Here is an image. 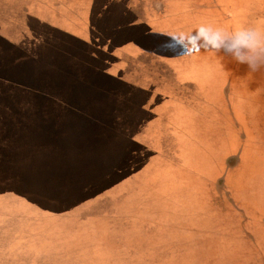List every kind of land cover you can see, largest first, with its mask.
I'll list each match as a JSON object with an SVG mask.
<instances>
[{"label": "rangeland", "instance_id": "rangeland-1", "mask_svg": "<svg viewBox=\"0 0 264 264\" xmlns=\"http://www.w3.org/2000/svg\"><path fill=\"white\" fill-rule=\"evenodd\" d=\"M26 1L0 0V264H264V66L180 39L264 30V0Z\"/></svg>", "mask_w": 264, "mask_h": 264}, {"label": "clouds", "instance_id": "clouds-1", "mask_svg": "<svg viewBox=\"0 0 264 264\" xmlns=\"http://www.w3.org/2000/svg\"><path fill=\"white\" fill-rule=\"evenodd\" d=\"M180 39L193 54L199 53L201 47L206 50H223L253 72L264 66V30L258 27H241L230 32L202 24L192 35L180 33Z\"/></svg>", "mask_w": 264, "mask_h": 264}, {"label": "crops", "instance_id": "crops-1", "mask_svg": "<svg viewBox=\"0 0 264 264\" xmlns=\"http://www.w3.org/2000/svg\"><path fill=\"white\" fill-rule=\"evenodd\" d=\"M27 1H28V0H27ZM27 1H26V2H27ZM32 2H33V4H35L36 1H35V0H32ZM19 5H20V4H19ZM21 6H22V7H21L20 10H21L24 14H28V12H29V11H28V7H27L28 4H23V5L21 4Z\"/></svg>", "mask_w": 264, "mask_h": 264}]
</instances>
